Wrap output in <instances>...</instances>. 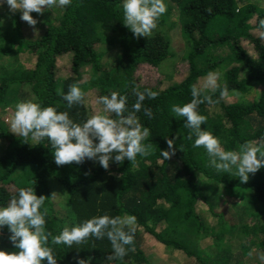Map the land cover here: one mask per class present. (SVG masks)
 I'll return each mask as SVG.
<instances>
[{
	"label": "trees",
	"instance_id": "1",
	"mask_svg": "<svg viewBox=\"0 0 264 264\" xmlns=\"http://www.w3.org/2000/svg\"><path fill=\"white\" fill-rule=\"evenodd\" d=\"M165 3L167 12L149 37H136L123 24V0H72L65 9H50L43 15L33 12L38 35L34 38L25 33L19 10L12 13L8 5L0 7V112L14 114L18 102L32 100L67 111L82 124L102 113L100 96L113 91L126 95L131 112L137 99L133 87L158 92L155 99L146 98L135 114L150 129V136L149 155L138 156L134 166L130 161L110 162L106 170L95 160L58 166L50 143L45 141L47 147L24 143L10 132L9 123L0 122V207L7 206L20 188L35 189L45 197L46 227L53 235L95 216H135L134 250L115 264H264L260 258L264 255V168L250 174L246 183L218 173L203 147L192 146L195 137L189 138L184 118L171 110L191 101V87L198 86L208 72H219L221 84L229 91L223 97L219 91L205 92L216 102L198 106L207 117L202 128L216 136L225 150H238L246 141L264 144V0ZM172 31L181 41L179 46L171 38ZM22 54L32 59L23 60ZM62 62L70 63L68 76L58 74ZM147 66L151 69L142 70ZM182 67L188 73L176 81ZM153 73L159 75L155 81ZM73 84L85 93L84 102L68 107L63 94ZM253 91L256 97L246 103L227 101L231 94ZM144 108L152 110L151 119ZM168 139L173 140L175 154L166 160L161 151L169 150ZM223 187L240 203L237 224L226 222L224 212L221 218L214 211L221 194H208ZM200 203L214 212L209 225L197 211ZM237 229L249 237L256 252L234 254L221 248L224 240L237 237ZM144 234L160 243L166 260H151L141 248ZM10 235L5 226L0 250L18 252ZM204 239L217 243L212 258L206 255L209 247L203 246ZM49 246L57 264H78L81 259L87 264H109L112 253L106 237L89 238L70 248L52 245L49 238Z\"/></svg>",
	"mask_w": 264,
	"mask_h": 264
},
{
	"label": "clouds",
	"instance_id": "2",
	"mask_svg": "<svg viewBox=\"0 0 264 264\" xmlns=\"http://www.w3.org/2000/svg\"><path fill=\"white\" fill-rule=\"evenodd\" d=\"M7 3L12 13L19 10L21 19L35 26L37 20L32 13L43 15L50 9H65L72 5V0H0V7ZM167 12L165 0H123V24L136 37H149L157 29L159 19ZM264 25V22H262ZM207 90L219 91L220 96L228 94V88L221 84V73L210 71L203 88L191 87L192 99L181 105H173L171 110L177 117L184 118V127L189 129V138L195 137L193 147L206 151L209 164L218 173H228L239 177L241 183L249 181L250 174L264 168V144L246 141L238 150H225L221 141L211 132L202 128L207 117L201 115L198 106L207 102L215 103ZM136 103L129 112L128 97L115 91L100 96L98 101L103 105L102 113L90 116L82 124L70 118L67 111H58L56 107H44L32 100L21 101L15 105V111L9 123L10 132L21 138L24 143L33 146L50 143L53 149L54 162L58 166L81 164L86 160L98 161L100 166L108 169L110 162L123 163L130 161L137 164V157L149 155L146 141L150 129L144 127L136 118L143 102L155 99L158 92L150 89L140 91L132 88ZM85 93L78 84L69 86L63 100L68 107L84 102ZM127 113V114H126ZM143 113L149 119L153 117L150 108ZM169 150H162L161 155L168 160L175 154L173 140L167 141ZM45 197L38 196L35 189L20 188L12 196L7 206L0 207V232L7 226L10 241L19 249L8 253L0 250V264H57L52 245L72 247L89 238L110 241L112 253L108 256L109 264L123 260L129 251H133L136 217L131 215L111 216L104 214L92 217L71 228L65 227L58 235H53L46 227L47 208H44ZM261 260H264L262 255ZM78 264H87L83 259Z\"/></svg>",
	"mask_w": 264,
	"mask_h": 264
},
{
	"label": "rangeland",
	"instance_id": "3",
	"mask_svg": "<svg viewBox=\"0 0 264 264\" xmlns=\"http://www.w3.org/2000/svg\"><path fill=\"white\" fill-rule=\"evenodd\" d=\"M255 1L259 2V1H263V0H255ZM3 5L6 6L7 3H4ZM33 17L35 18L34 15H33ZM22 22H23V26H24V29L26 31L25 32L26 34H29L33 38L35 36H38L37 32H36V29H35V26L30 25L28 22H26L24 20H22ZM253 34H255L256 37L260 36V34H257V31H253ZM171 38L173 39V41H175L176 46H179L181 41L177 37L175 31H172ZM99 48H100V46H99ZM21 58L23 60L30 61L32 59V56L31 55H27V54H22ZM69 69H70V63L62 62V63L59 64L57 71H59L58 72L59 75L68 76L70 74V70ZM144 69H145V71H147V70L151 69V67L147 66V67L143 68L142 70H144ZM187 73H188V71H187ZM187 73H186V70H185V72L183 71V67H182L178 72H176V76H175L176 77V81L184 79V77H186ZM84 74H85V79L87 80L89 78V76H90L89 71L84 72ZM153 75H154V76H152V77H154L153 81H155L157 78H159L158 73H153ZM205 78H203V80H200L198 82V86L199 87L203 88ZM255 97H256V92L255 91H253L251 94H247V95H241V94L234 95V94H231V95H229L227 97V101L228 102L229 101H232V102L240 101V102L246 103L248 101L253 100ZM96 102H95V104H93L94 108L95 107L98 108V106H100ZM12 115L13 114H12L11 110H6V111H3V112H0V122L1 123H6V121H10L11 118H12ZM219 193L221 194L220 203H218V201L215 202L214 211H216V213L219 214L218 216H220L221 218H222L221 213L224 212L225 213L224 220L226 222H229L230 224L231 223H236L237 224L236 221H238V220H237V217L235 216V213L237 211L239 212L240 203L238 201H236L235 199H233L232 197H230L228 192L226 191V189L224 187H223V189H221L220 192L213 193V195L212 194H208V195L214 196V195H217ZM197 211H198L199 215H201V218L204 220V222L206 224H208V225L211 224L212 219L214 218V212L211 211V206L210 205L200 203L198 205V207H197ZM216 223H217V218H216ZM237 230H238L237 233H236L237 237L236 238L229 237L227 239L228 240L227 243L224 240V242H222V244H221V246H222L221 248L223 250H225V248H229L234 254H237V253H240V252H245V251H247V249L248 250L249 249H253V252H256L254 250L255 246L250 243L249 237H244L243 235L239 234V229H237ZM141 237H143V239L141 241V243H142L141 244L142 245L141 248L147 253V255L151 258V260L153 262H160V260H166L168 258V256H165V254L163 252L164 248L162 246H160V243L155 238L151 237L148 234H144ZM204 240L205 241H204V245L203 246L209 247L207 249L206 255L208 257L212 258V256H214L215 253H216L215 247L217 248V243L214 244L215 241L211 240V239H208V240L204 239ZM210 242H212V243H210ZM179 259H182L179 262H181V263L184 262V257L183 256H180ZM249 259H250L249 257L246 258L247 261Z\"/></svg>",
	"mask_w": 264,
	"mask_h": 264
}]
</instances>
